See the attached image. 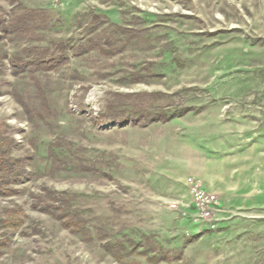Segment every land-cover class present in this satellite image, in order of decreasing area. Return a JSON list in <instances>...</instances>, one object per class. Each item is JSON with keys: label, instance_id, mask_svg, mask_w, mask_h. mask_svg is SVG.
Segmentation results:
<instances>
[{"label": "rangeland", "instance_id": "obj_1", "mask_svg": "<svg viewBox=\"0 0 264 264\" xmlns=\"http://www.w3.org/2000/svg\"><path fill=\"white\" fill-rule=\"evenodd\" d=\"M0 264H264V0H0Z\"/></svg>", "mask_w": 264, "mask_h": 264}, {"label": "built area", "instance_id": "obj_2", "mask_svg": "<svg viewBox=\"0 0 264 264\" xmlns=\"http://www.w3.org/2000/svg\"><path fill=\"white\" fill-rule=\"evenodd\" d=\"M189 193L191 196V219L199 224V227L215 229L223 220L225 209L221 207L216 192L203 187L198 178H189Z\"/></svg>", "mask_w": 264, "mask_h": 264}, {"label": "trees", "instance_id": "obj_3", "mask_svg": "<svg viewBox=\"0 0 264 264\" xmlns=\"http://www.w3.org/2000/svg\"><path fill=\"white\" fill-rule=\"evenodd\" d=\"M69 223H70V224H73V225H76V224L78 225V224H79V223H75L74 221H71V220H69L68 224H69ZM78 227H80V226H78Z\"/></svg>", "mask_w": 264, "mask_h": 264}]
</instances>
